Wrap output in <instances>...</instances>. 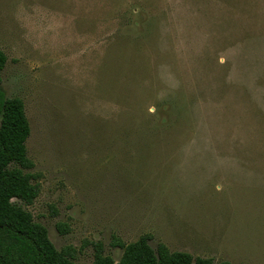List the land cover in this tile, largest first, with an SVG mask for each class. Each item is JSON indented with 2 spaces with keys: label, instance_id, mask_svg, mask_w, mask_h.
<instances>
[{
  "label": "rangeland",
  "instance_id": "obj_1",
  "mask_svg": "<svg viewBox=\"0 0 264 264\" xmlns=\"http://www.w3.org/2000/svg\"><path fill=\"white\" fill-rule=\"evenodd\" d=\"M0 49L40 184L15 201L74 264L144 234L264 264V0H0Z\"/></svg>",
  "mask_w": 264,
  "mask_h": 264
},
{
  "label": "trees",
  "instance_id": "obj_2",
  "mask_svg": "<svg viewBox=\"0 0 264 264\" xmlns=\"http://www.w3.org/2000/svg\"><path fill=\"white\" fill-rule=\"evenodd\" d=\"M7 54L0 49V264H74L78 250L67 245L59 250L48 228L34 220L33 214L15 201L32 204L40 193L39 175L28 156L27 139L31 133L25 103L20 97H7L2 88V72ZM69 232L68 224L58 225ZM150 234L126 243L115 236L113 246L123 250L120 259L105 252L102 242H94V259L84 264H233L200 257L186 251H172L165 243L153 248Z\"/></svg>",
  "mask_w": 264,
  "mask_h": 264
}]
</instances>
